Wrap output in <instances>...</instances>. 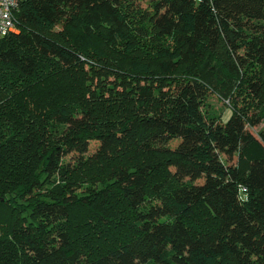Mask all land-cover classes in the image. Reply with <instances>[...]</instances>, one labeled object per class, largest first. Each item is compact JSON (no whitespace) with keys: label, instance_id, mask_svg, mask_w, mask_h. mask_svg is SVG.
I'll list each match as a JSON object with an SVG mask.
<instances>
[{"label":"trees","instance_id":"16d2710c","mask_svg":"<svg viewBox=\"0 0 264 264\" xmlns=\"http://www.w3.org/2000/svg\"><path fill=\"white\" fill-rule=\"evenodd\" d=\"M210 91L253 113L224 122ZM263 119L264 0H24L0 37V264H264Z\"/></svg>","mask_w":264,"mask_h":264},{"label":"rangeland","instance_id":"374dc122","mask_svg":"<svg viewBox=\"0 0 264 264\" xmlns=\"http://www.w3.org/2000/svg\"><path fill=\"white\" fill-rule=\"evenodd\" d=\"M137 2L139 3V5L141 6V8H147L149 5L150 0H137ZM243 58V56H239L238 57V61H240ZM113 76L115 75H110L106 78V84L107 85H111L114 86V88H117V90L119 91H124L126 88H130V83H128L127 85H120L117 83L111 84L110 83V79L108 78H113ZM176 78L178 77H173L172 75L166 76V77H158L155 78V86H159V88H161L162 93H164L166 90H168L169 88H171V86H169V82H173L176 80ZM161 81V82H159ZM162 82H164L162 84ZM162 84V85H161ZM172 85V84H170ZM99 89H97L96 92H98ZM101 93L106 94V96H109V92L104 91V90H100ZM223 94V93H221ZM256 102V99L252 98L250 95H247V93L243 92L241 94H238L236 96H234V98H223L220 95L213 93L210 91L209 93V97L206 100V103H208L209 107L208 109H210L211 112L215 113L216 115H218V117H220L224 122L227 121L230 117L231 114L234 113L235 109H238L242 112H248V114H252V105ZM250 130L261 140H263V145H264V119L262 121H260L259 123H257L256 125H254L253 127L250 128ZM92 146H95V143H93ZM237 159L236 155L233 158L232 162H235Z\"/></svg>","mask_w":264,"mask_h":264},{"label":"built area","instance_id":"2783aa9c","mask_svg":"<svg viewBox=\"0 0 264 264\" xmlns=\"http://www.w3.org/2000/svg\"><path fill=\"white\" fill-rule=\"evenodd\" d=\"M24 0H0V37L18 32V13Z\"/></svg>","mask_w":264,"mask_h":264}]
</instances>
